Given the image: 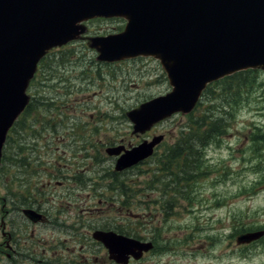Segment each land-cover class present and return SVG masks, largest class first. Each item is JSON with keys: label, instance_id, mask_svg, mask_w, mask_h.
I'll return each instance as SVG.
<instances>
[{"label": "rangeland", "instance_id": "obj_1", "mask_svg": "<svg viewBox=\"0 0 264 264\" xmlns=\"http://www.w3.org/2000/svg\"><path fill=\"white\" fill-rule=\"evenodd\" d=\"M87 24L89 35L119 32L124 27L120 19ZM84 40L53 51L42 71L44 79L31 89L42 107L34 113L31 110L25 122L28 120L29 128L40 127L42 136L37 139L52 140L49 147L41 145L36 151H49L48 156L41 158L46 164H41V168L54 164L69 174L73 162L80 161L77 170L86 169L85 183L81 190L65 198L62 206L61 202L51 206L42 202V208H50L49 219H59L56 224L60 227L54 223L33 225L19 210L24 205L7 193L0 174V264H55L26 249H22L23 255L17 254L18 247L12 253L6 247L4 230L12 229L15 240L21 243L30 241L35 233L33 242L38 250L50 245L59 250L66 245L65 239L58 248L51 236L60 235L63 239L66 231H58L60 228L84 231L91 227L137 231L140 236L153 239L155 249L131 264H264V236L250 244L236 242L242 232L264 229V72L257 71L255 80L227 99L219 89L204 96L192 115L176 113L146 131H134L126 111L172 90L163 65L153 56L102 61L97 57L98 51ZM47 101L55 105L50 107ZM210 108L225 117V131L202 141L196 148L200 161L189 167L194 177L182 180L187 177L182 168L188 156L170 160L165 152L182 140L183 125L197 120ZM68 113L73 116L70 121L74 131L64 117ZM154 134L165 135L157 152L114 175L115 158L106 153V147L112 143L128 147L127 144H136ZM63 138L66 142L58 144ZM15 140L9 137L7 141L8 157L2 162L0 173L15 171L17 176L20 172L16 162L10 168L9 159L16 153L12 146ZM71 143L74 152L68 148ZM56 149L60 150L57 156ZM59 154L64 157L59 158ZM35 165L32 163L31 167ZM42 176L41 181L49 179L46 174ZM52 181L56 182V178ZM77 197L81 199L76 204ZM10 244L14 249L13 240ZM79 245L76 244L78 249ZM81 250L89 257L96 254L101 261L109 259L100 244H83Z\"/></svg>", "mask_w": 264, "mask_h": 264}, {"label": "water", "instance_id": "obj_2", "mask_svg": "<svg viewBox=\"0 0 264 264\" xmlns=\"http://www.w3.org/2000/svg\"><path fill=\"white\" fill-rule=\"evenodd\" d=\"M114 15L125 16L128 23L120 33L92 38L99 58L155 54L174 86L128 113L136 130L174 111L191 110L207 82L248 67L264 68V0H0V160L7 132L27 104L25 89L39 58L50 46L85 31L82 20ZM161 139L125 149L116 169L151 155ZM25 213L41 219L34 210ZM263 235L264 230L246 232L237 242ZM93 236L118 263H128L130 254L140 258L153 247L113 230H96Z\"/></svg>", "mask_w": 264, "mask_h": 264}, {"label": "trees", "instance_id": "obj_3", "mask_svg": "<svg viewBox=\"0 0 264 264\" xmlns=\"http://www.w3.org/2000/svg\"><path fill=\"white\" fill-rule=\"evenodd\" d=\"M256 77H257L256 70H253V71L249 70L248 72L243 71V72L236 73L234 75L228 76L224 79H221L213 83L211 88L207 87L206 94L213 93L214 91H217V89H219L220 91H222V93H224L223 98L227 99L228 95H231L234 92H237L240 88L250 84V80L251 79L255 80ZM47 103L49 104L48 101ZM39 104H40L39 99L35 98V101H33L27 108V111L24 117L20 119L17 122V124H15V126L12 129V135H10V137H14L16 139L15 144L13 143L12 145L15 150L14 152L16 153L14 154L15 157L13 155V159H9V161L11 162L10 168L15 166V162H16L17 168H19L20 170L21 169L24 170L26 172V175L28 171L30 170L28 168V165H26L29 159L21 155L20 148L32 147L28 145L29 144L28 139H31V137L27 138L25 136L28 135L30 132L34 133V135H39L40 133L38 131L40 130V127L29 128L28 123H27L28 120L26 122L25 120L27 119L31 110H32V113H34L37 107H42ZM208 111L209 112H205L203 115L199 116L197 120L195 121L190 120L189 123L186 126H184L186 132L183 135L182 144L173 145L170 148V150L167 152V156H169L167 158L170 160H172V158L174 157L177 158L178 156H182V157L186 155L188 156V158H185L183 161L185 165L182 168L183 173L186 172L188 174L187 170H188V165L190 163H193L194 161L195 163L197 161L198 162L200 161L197 156L198 150L196 148L199 145H201V143H203L202 141H205L207 139L216 138L225 129L226 120H225V117L222 115L221 111H219L220 114L218 115H216L215 112L211 108ZM43 127H46V125ZM18 135L20 136L19 138L21 139L20 142L18 140ZM35 139L37 138L35 137ZM24 154L29 155L30 153H24ZM7 157H8V153L5 154L4 160H6ZM11 178H12V182H11L12 184L9 187V191H14L15 194L20 193L19 188L17 189V187L13 184L14 177L12 175H11ZM134 234H136V232Z\"/></svg>", "mask_w": 264, "mask_h": 264}, {"label": "flooded vegetation", "instance_id": "obj_4", "mask_svg": "<svg viewBox=\"0 0 264 264\" xmlns=\"http://www.w3.org/2000/svg\"><path fill=\"white\" fill-rule=\"evenodd\" d=\"M65 173L60 174L59 178H63ZM57 182V183H56ZM56 185H63L64 181L62 179H56ZM48 185H52V181L48 182ZM52 187V186H51ZM52 188H57V186H53ZM46 219V218H45ZM4 225H6V221L3 220ZM3 238L6 239L7 242V248L12 251V253H15L17 251V241H14V235L12 234V231L4 230L3 231ZM70 242L66 243L64 247H62L59 252L57 253L58 258H60V262L56 264H61V262L64 263H81V264H104L101 262V259L98 256L89 257L85 254L81 253V248L83 246H80L79 251L76 249V245L74 242H76L79 238L82 239L80 236L77 235V233L71 235ZM11 240L14 241V249L13 246L10 244ZM72 244L71 247L69 244ZM94 243H97L96 241ZM12 253H8V256H13Z\"/></svg>", "mask_w": 264, "mask_h": 264}]
</instances>
